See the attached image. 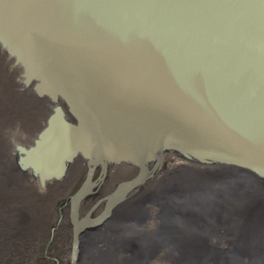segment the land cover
I'll return each mask as SVG.
<instances>
[{"label":"water","instance_id":"95a60500","mask_svg":"<svg viewBox=\"0 0 264 264\" xmlns=\"http://www.w3.org/2000/svg\"><path fill=\"white\" fill-rule=\"evenodd\" d=\"M0 46L66 107L27 164L43 178L76 157L89 167L69 204L72 263L95 222L78 221L80 199L115 160L144 173L177 148L264 176V0H0Z\"/></svg>","mask_w":264,"mask_h":264},{"label":"bare ground","instance_id":"6f19581e","mask_svg":"<svg viewBox=\"0 0 264 264\" xmlns=\"http://www.w3.org/2000/svg\"><path fill=\"white\" fill-rule=\"evenodd\" d=\"M34 86L0 46V264H33L50 230L68 232L62 246H71L74 194L65 192L81 170L82 184L89 175L80 157L49 178L27 164L50 115L66 116L60 99ZM186 154L167 149L144 173L132 160H115L93 181L96 169L77 209L78 221L95 222L77 235L72 264H264V176Z\"/></svg>","mask_w":264,"mask_h":264},{"label":"rangeland","instance_id":"374dc122","mask_svg":"<svg viewBox=\"0 0 264 264\" xmlns=\"http://www.w3.org/2000/svg\"><path fill=\"white\" fill-rule=\"evenodd\" d=\"M44 122L41 126L43 127ZM87 170H81V173L78 174L74 180V182L67 188L65 192V197L68 198L71 195L75 194L77 190L81 187L82 183L86 178ZM101 176V170L99 169L94 177L93 181H95L98 177ZM105 203V202H104ZM68 210L70 205L68 204ZM70 218V214H69ZM71 223V219H70ZM49 234V233H48ZM68 232L55 230L53 233L50 230L49 235H45L42 239V242L38 249H36L33 253V264H72L73 257V232L71 234V246L64 248L62 246V241L68 239Z\"/></svg>","mask_w":264,"mask_h":264}]
</instances>
